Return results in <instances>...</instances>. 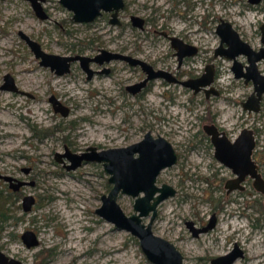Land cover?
<instances>
[{
  "label": "rangeland",
  "instance_id": "374dc122",
  "mask_svg": "<svg viewBox=\"0 0 264 264\" xmlns=\"http://www.w3.org/2000/svg\"><path fill=\"white\" fill-rule=\"evenodd\" d=\"M124 1L121 23L116 24L109 22L108 12L90 22H76L58 0L45 1L50 14L46 19L34 13L28 0H0V85L9 72L24 91L0 87V212L4 213L0 249L25 264H153L136 236L96 213L101 195L111 185L102 163L83 160L67 169V156H61V161L55 158L56 152L66 149L80 153L90 147L127 145L149 130L166 137L178 156L176 163L157 175V184L168 183L176 192L159 203L152 230L172 241L186 264H210L213 256L226 252L234 242L243 248L244 256L231 264H264V189L250 186L236 196V190L225 188L222 175L230 177L231 171L214 157L202 128L203 116L210 111L217 124L227 131L235 129L234 134L242 115L241 122L250 121L259 130L255 156L264 165V96L258 119H245L240 100L252 90L251 81L234 77L231 60L213 57L219 41L218 16L239 25L244 39L261 45L264 0L256 4L248 0ZM131 14L145 18L142 29L131 25ZM205 18L210 22L203 29L198 20ZM164 27L176 34L188 30L192 41H198L199 52L180 68L186 71L182 79L192 72L201 74L208 62L219 64L213 82L220 89L218 95L206 98L202 91L193 93L159 77L132 94L126 85L145 73L138 64L122 59L90 61L95 70L91 78L79 60L57 75L39 63L18 33L23 30L45 50L60 54L94 56L104 48L143 59L154 68L175 69L174 50L159 34ZM104 67L109 71L102 72ZM259 68L264 73V60ZM51 95L67 108L65 115L54 110ZM4 118L8 124L2 123ZM6 126L13 131L3 133ZM16 181L23 184L14 190L10 183ZM23 195L34 198L28 210L22 207ZM117 200L126 213L133 211L132 196L119 194ZM212 213L217 215L216 225L192 235L186 221L202 225ZM143 219L147 222L149 215ZM26 229L35 232L39 241L35 247H27L20 237Z\"/></svg>",
  "mask_w": 264,
  "mask_h": 264
},
{
  "label": "water",
  "instance_id": "95a60500",
  "mask_svg": "<svg viewBox=\"0 0 264 264\" xmlns=\"http://www.w3.org/2000/svg\"><path fill=\"white\" fill-rule=\"evenodd\" d=\"M35 13L40 17H46L39 0H30ZM67 9L72 11V18L79 22H88L99 15L102 11H110L111 23H120L118 12L124 7V0H59ZM257 2L259 0H250ZM142 16L131 14L130 21L133 25L142 28L144 24ZM261 28L262 46L255 50L245 40L241 39L238 32L226 20H221L216 26V32L221 36L219 45L215 48V55H225L232 60L231 68L235 77H244L245 81L252 80L254 90L243 103L245 107L258 109L259 99L264 91V73L258 70L256 60L264 56V22ZM21 36L30 46L35 56L40 58V63L49 65L55 72L62 74L70 70V64L74 60H79L80 65L86 71L87 78L94 73L89 65L90 61H96L98 64L110 61L112 59H122L132 65H140L145 72V77L140 81L128 84L126 86L131 92H137L145 86L151 78L165 77L169 81H177L184 86L190 87L193 92L203 89L206 95L210 92L216 93L211 86L214 80L213 65L208 64L204 72L196 77L187 79H178L175 75L165 69L154 68L150 63L143 59L123 54L117 51H111L101 48L99 53L94 56L80 54H57L47 52L41 48L40 44L20 30ZM172 46L176 49L178 60L184 54H192L196 51L193 44L184 42L177 36H169ZM226 41L228 47H224ZM247 56L248 64H243L237 59L238 54ZM101 71L107 72L109 68H103ZM1 88L18 91L14 79L10 73L4 74V82ZM56 110H61L65 115L67 108L57 99L51 97ZM206 128V126H205ZM211 139L214 143L215 156L224 163L231 166L236 173L243 175L244 172H250L255 176L258 188H263L264 180L260 173L256 171L257 164L250 158L251 148L254 145L253 137L249 131L243 129L236 139L230 142L226 135H219L216 129H209ZM67 156L68 164H64L67 169L76 168L83 160L100 161L103 170L108 174L107 180L111 184L107 193L101 195V204L95 209L96 213L106 220L112 222L117 228L124 229L136 236L139 246L145 257L153 264H186L184 257L178 247L169 239L155 233L152 230V222L157 215L158 204L168 196L175 194L176 189L165 182L157 184V175L161 169L176 162L177 153L171 142L164 136L158 134L154 136L147 130L142 138L123 146H113L96 149L90 147L89 151L80 153L71 152L66 149L65 152H56L55 158L61 161V156ZM4 179L10 181L12 177L4 176ZM22 184V181L10 183V187L16 189ZM119 194H128L134 198L133 211L126 213L118 202ZM34 198L32 195L23 197L24 210L30 209ZM149 220L144 221L143 216H148ZM214 213L207 225L196 227L192 220L186 221L194 235L200 231H205L212 227L214 222ZM21 238L28 246L38 243V238L34 231L26 229L22 232ZM242 250L235 242L231 250L215 256L211 259V264H231L235 258L242 255ZM0 264H24L16 257L6 254L0 249Z\"/></svg>",
  "mask_w": 264,
  "mask_h": 264
},
{
  "label": "flooded vegetation",
  "instance_id": "af4514ba",
  "mask_svg": "<svg viewBox=\"0 0 264 264\" xmlns=\"http://www.w3.org/2000/svg\"><path fill=\"white\" fill-rule=\"evenodd\" d=\"M29 2H30V5H31V7H32V4H31V1L30 0H28ZM45 1L46 0H39V2H40V4H41V6H42V8H43V11H44V13L46 14V17H40V16H38L36 13H35V11H34V9H33V7H32V9H33V11H34V13L39 17V18H42V19H46V18H48L49 16H50V14H49V12H48V8L46 7V5H45ZM59 1V0H58ZM261 0H259V1H257V2H252V1H250V0H248V2L249 3H251V4H256V3H258V2H260ZM59 3H61L60 1H59ZM124 3H125V1H124ZM62 4V3H61ZM63 5V4H62ZM64 6V5H63ZM124 6H125V4H124ZM65 7V6H64ZM124 8V7H123ZM122 8V9H123ZM122 9H120V10H122ZM119 10V11H120ZM71 11V10H70ZM72 12V11H71ZM102 12H108V14H109V19H110V17H111V13H110V11H102ZM101 12V13H102ZM100 13V14H101ZM178 13V12H177ZM177 13H174V14H177ZM99 14V15H100ZM179 14V13H178ZM177 14V15H178ZM200 16H202V18H203V14L202 13H200L199 14ZM72 16V15H71ZM98 16V15H97ZM97 16H95V18L97 17ZM140 16V15H139ZM94 18V19H95ZM118 18H119V12H118ZM144 18V17H143ZM217 18V21H216V24H215V32H216V26H217V24L218 23H220V21L223 19V20H226V21H229L230 23H231V26L238 32V34H239V36H240V38L241 39H243V40H245L246 42H248L250 45H251V47L252 48H254L255 50H259V48L262 46V42H261V45H259V46H256V45H253L251 42H249V41H247L246 39H244L243 38V35H242V33H241V30L239 29L240 27H239V25H236L233 21H230L229 19H226L224 16H218V17H216ZM73 19V18H72ZM94 19H92L91 21H93ZM145 19V18H144ZM209 18H205L204 20H202L201 21V19H199L198 20V22L200 21V25H201V27L204 29V28H207V23H209L210 21V19L208 20ZM74 20V19H73ZM119 20H120V18H119ZM75 21V20H74ZM77 22V21H76ZM88 22H90V21H88ZM109 22H110V20H109ZM264 22V21H263ZM263 22H261V24L263 23ZM120 23H121V20H120ZM120 23H117V24H120ZM130 23H131V21H130ZM261 24H260V26H261ZM131 25H133L132 23H131ZM144 25H145V20H144V24H143V27H144ZM133 26H135V27H138L137 25H133ZM260 26H259V29H260V33H261V28H260ZM142 27V28H143ZM138 28H140V27H138ZM142 28H140V29H142ZM21 31H23V30H21ZM24 32V31H23ZM19 35H20V37H22L21 36V34H20V30H19ZM27 34V33H26ZM159 34L163 37V38H165L167 41H168V43H169V45L171 46V48H173V50L174 51H172V54L173 55H175L176 56V68L175 69H169V70H167V71H169L170 73H171V75H175L178 79H181L182 80V78H181V76L183 75V73H186V71H184V72H182L183 70L182 69H180L181 68V66L184 64V62L186 61V59L187 58H190V57H192V56H194V55H196L198 52H199V46H198V44H197V42L198 41H196V43H195V40L194 41H192L193 40V36L192 35H189V31L187 30H182V33H180V34H176V33H173L172 32V30H168V29H166V27H164V28H162V29H159ZM216 34H217V36L219 37V41H218V44H217V46L219 45V42H220V40H221V36L216 32ZM27 35H29V34H27ZM172 35H174V36H177V37H179V38H181L184 42H186V43H189V44H193L195 47H196V51L194 52V53H192V54H184L183 56H182V58H181V61H179L178 60V55L176 54V49L172 46V44H171V40H170V37L169 36H172ZM29 37L30 38H32V39H34V40H36L39 44H40V46H41V48H43L42 47V45H41V43L37 40V39H35V38H33L31 35H29ZM23 38V37H22ZM202 38V37H201ZM24 39V38H23ZM25 40V39H24ZM260 41H261V36H260ZM26 42V41H25ZM27 43V42H26ZM223 44H224V47H228L227 46V44H226V41H224L223 42ZM216 46V47H217ZM30 47V46H29ZM215 47V48H216ZM215 48H214V51H215ZM44 49V48H43ZM32 50V49H31ZM45 50V49H44ZM45 51H47V52H52V53H57V54H60V53H58V52H54V51H49V50H45ZM214 51H213V57L214 58H220L221 60H224L225 58L226 59H228V60H231V59H229V58H227L225 55H220V54H218V55H215L214 54ZM34 53V52H33ZM35 55V54H34ZM37 57V56H36ZM39 58V57H38ZM237 59L243 64V69H245L244 68V64H248V61H247V56L245 55V54H242V53H240V54H238L237 55ZM262 60H264V56L263 57H260L258 60H256V64H257V68H258V70L259 71H261L262 72V70H260V68H259V63L262 61ZM39 63H40V58H39ZM41 64V63H40ZM130 64V63H129ZM208 64H212L213 65V71H214V80H213V82L215 81V79L217 78V73H219V64H217V62H208L207 64H205L204 65V67H203V69H202V72H204V70H205V67H206V65H208ZM44 65V64H43ZM71 65V64H70ZM231 65H232V60H231ZM231 65H230V69H231V71L233 72V70H232V68H231ZM45 66H47L52 72H54L55 74H57V75H61V74H58V73H56L55 72V69H52L49 65H45ZM140 66V65H139ZM82 67V66H81ZM141 67V66H140ZM83 68V67H82ZM142 69V68H141ZM84 70V69H83ZM143 70V69H142ZM85 71V70H84ZM97 71V70H96ZM68 72V71H67ZM86 72V71H85ZM102 72H104V71H102ZM108 72V71H107ZM7 73H9V72H7ZM65 73V72H64ZM95 73V72H94ZM145 73V72H144ZM263 73V72H262ZM63 74V73H62ZM196 73H193L192 72V74H191V76L190 77H192L193 75H195ZM200 75V74H199ZM233 75H234V72H233ZM198 76V75H197ZM86 77H87V74H86ZM92 77V76H91ZM91 77H89V78H91ZM145 77V76H144ZM143 77V78H144ZM190 77H188V78H190ZM194 77H196V75L194 76ZM234 77H235V75H234ZM159 78H162L163 79V81H167V82H175V83H179V84H181L180 82H177V81H169L167 78H165V77H159ZM236 78H242L243 79V81L244 82H248V81H251V83H252V90L246 95V98L245 99H243V100H240V105L242 106V110H244V111H246L247 113H249V114H247V113H245V116H243L245 119L246 118H248V117H252V119H254V117H255V120H257L258 119V117L261 115V113H260V110H261V108H262V98H263V96H264V91L262 92V95H261V97H260V99H259V105H258V109H254V108H248V107H245L244 105H243V103L247 100V98L249 97V95L253 92V90H254V84H253V81L252 80H248V81H245V79H244V77H236ZM3 79H4V76H3ZM151 79H153V78H151ZM151 79H149L147 82H146V84H145V86H147V84L149 83V81L151 80ZM187 79V78H186ZM141 80V79H140ZM140 80H138V81H140ZM3 82H4V80H3ZM137 82V81H136ZM213 82L211 83V86L216 90V93H213V92H210L209 93V95H206V93H205V91L203 90V89H201V90H199V91H202V93L204 94V96L206 97V98H208V97H210L211 96V94H213V95H218L219 93H220V89L218 88V87H216L214 84H213ZM134 83V82H133ZM131 84V83H130ZM128 85V84H127ZM126 85V86H127ZM183 85V84H182ZM17 86V85H16ZM145 86H143L142 88H140L137 92H139V91H141L142 89H144L145 88ZM184 86V85H183ZM186 87H188V86H186ZM18 88V87H17ZM126 88V87H125ZM190 88V87H189ZM127 89V88H126ZM191 89V88H190ZM129 92H131L129 89H127ZM13 91V90H12ZM193 91V90H192ZM198 91V92H199ZM15 92H24V91H22L21 89H19L18 88V91H15ZM137 92H131L132 94H135V93H137ZM193 93H195V92H193ZM197 93V92H196ZM51 97H53L54 99H57L54 95H51L50 97H49V99H50V101H51V103H52V106H53V108H54V110L55 111H59L62 115H64L63 113H62V111L61 110H56L55 109V107H54V105H53V102H52V100H51ZM57 101H58V103H60L59 102V100L57 99ZM260 113V114H259ZM243 114V113H242ZM240 116V115H239ZM242 118V115L240 116V121H238L237 122V124L239 125V129H238V131L237 132H235L234 134H231L232 133V131H234L235 129H232V131H227V129L223 126V125H219V124H217L216 123V120H215V115H212L211 114V112L209 111V115L207 116L206 114H205V116H203V119H204V122L205 123H203V125H202V128H203V131H204V134H205V136H206V138L209 140V142H210V144L213 146V155H214V157L218 160V162L223 166V167H225V168H228L230 171H231V174H229L230 175V177L228 176V177H225V175L223 174L222 175V182H223V184H224V186H225V188H228V190H236V193L235 194H237L236 196H240V195H242L243 194V190L245 191V190H247L246 188H248V187H250V186H252V187H255L256 189L258 188V186H257V183L255 182L256 181V179H255V176H253L250 172H244L243 173V175L241 176V174H239V173H236V172H234L233 170H232V168H231V166H229L228 164H226V163H224L223 161H221L220 159H218L216 156H215V153H214V143H213V141H212V139H211V133H209V129H212V128H214V129H216L217 130V132L219 133V135H226V137H227V139L230 141V142H232V141H234L235 139H236V137H238V135L242 132V130L243 129H246L247 131H249L250 132V134L252 135V137H253V141H254V145H253V147L251 148V153H250V158H251V160L254 162V163H256L257 164V168H256V171L257 172H259L260 173V175H261V177L263 178V180H264V165H263V163L262 162H260L259 160H258V158L255 156V154L257 153V144H258V134H259V130H258V128H257V126H255L254 124H250V121H245V122H241V119ZM205 126H206V128H205ZM154 136H156V135H154ZM177 159H178V156H177ZM177 159H176V162H177ZM175 162V163H176ZM174 164V163H173ZM172 164V165H173ZM171 166V165H170ZM168 167V166H167ZM6 180V179H5ZM12 180V179H11ZM16 182H18V181H16ZM23 184V183H22ZM251 187V188H252ZM263 188L262 189H264V184H263V186H262ZM12 188V187H11ZM12 189H14V188H12ZM17 189V188H16ZM16 189H14V190H16ZM25 195H23L22 196V201H21V204H22V202H23V197H24ZM33 204V203H32ZM159 205V204H158ZM22 207H23V205H22ZM158 207V206H157ZM31 208V207H30ZM24 209V208H23ZM157 210H158V208H157ZM157 213H158V211H157ZM213 214V213H212ZM212 214H211V216H212ZM215 215H214V217H215V219H214V222H213V224H212V227H209L207 230H205V231H200L197 235H194L193 234V232H192V230H191V228L189 227V229L191 230V232H192V235H194V236H198L200 233H203V232H207L209 229H212L215 225H216V222H217V215H216V213H214ZM211 216L208 218V220H207V222L206 223H204V224H202V225H197L196 227H201V226H204V225H207L208 223H209V220H210V218H211ZM156 217V216H155ZM155 219V218H154ZM187 224V223H186ZM194 225V224H193ZM195 226V225H194ZM20 237H21V235H20ZM235 243V242H234ZM234 243H233V245H232V247L229 249V250H231L232 248H233V246H234ZM39 244V241H38V243L37 244H35V245H30V246H28L27 244H25L27 247H35L36 245H38ZM239 247L241 248V250H242V255H239V256H237L236 258H235V260L237 259V258H240V257H243L244 256V250H243V248L239 245ZM229 250H227V251H229ZM226 251V252H227ZM225 253V252H224ZM223 254V253H222ZM220 255V254H219ZM216 256H218V255H216ZM213 257H215V256H213ZM212 257V258H213ZM211 258V259H212ZM211 259H210V264H211ZM234 260V261H235ZM233 261V262H234ZM25 264V263H24ZM37 264V263H36Z\"/></svg>",
  "mask_w": 264,
  "mask_h": 264
},
{
  "label": "bare ground",
  "instance_id": "6f19581e",
  "mask_svg": "<svg viewBox=\"0 0 264 264\" xmlns=\"http://www.w3.org/2000/svg\"><path fill=\"white\" fill-rule=\"evenodd\" d=\"M3 124H8V120L6 118H4V120L2 121ZM13 131L12 129H9L7 126L6 128L3 127V133H7V132H11Z\"/></svg>",
  "mask_w": 264,
  "mask_h": 264
},
{
  "label": "trees",
  "instance_id": "16d2710c",
  "mask_svg": "<svg viewBox=\"0 0 264 264\" xmlns=\"http://www.w3.org/2000/svg\"><path fill=\"white\" fill-rule=\"evenodd\" d=\"M3 214H4L3 211H1V212H0V216L3 215ZM0 220H1V217H0ZM1 221H2V220H1Z\"/></svg>",
  "mask_w": 264,
  "mask_h": 264
}]
</instances>
